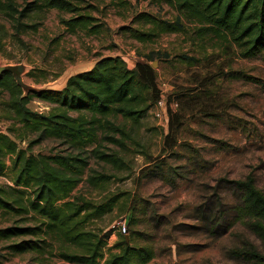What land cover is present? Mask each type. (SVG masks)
Masks as SVG:
<instances>
[{"label": "rangeland", "instance_id": "374dc122", "mask_svg": "<svg viewBox=\"0 0 264 264\" xmlns=\"http://www.w3.org/2000/svg\"><path fill=\"white\" fill-rule=\"evenodd\" d=\"M85 1L97 7L88 11L103 24V33H69L61 19L71 15L52 10L37 32L22 36L24 43L12 36L4 40L0 66H22L28 93L61 90L71 76L89 71L104 57L121 56L134 68L154 56L161 95L177 115L173 129L155 116V106L138 126L126 123L140 143L120 153L127 170L91 161V169L114 178L99 187L84 181L74 195L96 203L117 196L119 202L88 228L113 232L111 247L122 241L118 223L133 218L125 238L154 248L156 257L148 264H250L237 253H264V248L252 230L255 222L236 214L241 194L233 182L251 176L264 194V61L242 58L230 41L199 38L198 26L187 21L185 34L164 35L147 45L133 40L125 29L139 27L132 22L138 13L176 19L165 0ZM186 58L196 62L190 65ZM181 92L188 96L178 98ZM29 107L47 114L53 106L34 100ZM4 127L1 122L0 132ZM54 146L48 141L34 152L48 153ZM7 165L12 166L11 159ZM0 185H12L9 171L0 176ZM10 225L0 213V229ZM9 244L0 241V264H66L49 255H13L5 250Z\"/></svg>", "mask_w": 264, "mask_h": 264}, {"label": "trees", "instance_id": "16d2710c", "mask_svg": "<svg viewBox=\"0 0 264 264\" xmlns=\"http://www.w3.org/2000/svg\"><path fill=\"white\" fill-rule=\"evenodd\" d=\"M165 2L177 12L175 20L138 13L132 22L139 27H128L126 33L147 45L164 35L187 33V21L198 26L199 38L212 35L230 41L242 58L264 61V0ZM93 9L97 7L85 0H0V45L10 36L24 43L22 36L37 32L52 10L71 15L61 19L69 33L101 34L103 24L88 11ZM144 59L130 68L121 56L101 58L89 71L71 76L61 90L25 93L11 72L0 78V123L5 124L0 132V176L9 171L12 181V185H0V213L11 220L10 226L0 229V241L10 242L5 250L13 255H49L66 264H148L154 260V248L132 245L125 238L128 234L119 233L122 241L110 247L113 232L88 228L114 211L117 196L96 203L74 195L84 181L99 187L113 180V175L91 169L92 160L117 170L129 168L120 153L131 143H140L126 123L138 126L162 98L151 64L155 57ZM185 60L190 65L196 62ZM34 100L53 107L47 114L34 111L29 107ZM119 117L126 122L118 124L115 119ZM176 117L170 108L168 126L172 129ZM48 141L55 143L48 153L34 152ZM233 185L241 194L236 214L255 222L252 230L264 248V194L251 176ZM126 222L129 232L133 218ZM237 257L264 264V253L257 250L240 251Z\"/></svg>", "mask_w": 264, "mask_h": 264}, {"label": "built area", "instance_id": "2783aa9c", "mask_svg": "<svg viewBox=\"0 0 264 264\" xmlns=\"http://www.w3.org/2000/svg\"><path fill=\"white\" fill-rule=\"evenodd\" d=\"M172 104L173 103L169 104L167 100L162 97L161 100L155 105V116L161 121L165 120L167 125L169 123V109L172 107ZM118 233H121L122 235L128 234L126 219L118 223Z\"/></svg>", "mask_w": 264, "mask_h": 264}, {"label": "water", "instance_id": "95a60500", "mask_svg": "<svg viewBox=\"0 0 264 264\" xmlns=\"http://www.w3.org/2000/svg\"><path fill=\"white\" fill-rule=\"evenodd\" d=\"M153 68H155V64L152 65ZM24 68L22 66H0V78L6 74L11 72L18 83L20 87L23 88L22 84V74H23Z\"/></svg>", "mask_w": 264, "mask_h": 264}]
</instances>
